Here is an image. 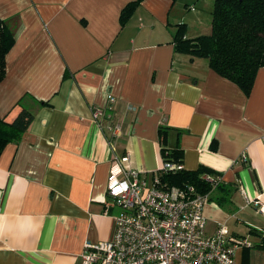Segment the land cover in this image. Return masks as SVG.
I'll return each instance as SVG.
<instances>
[{"label": "crops", "instance_id": "crops-1", "mask_svg": "<svg viewBox=\"0 0 264 264\" xmlns=\"http://www.w3.org/2000/svg\"><path fill=\"white\" fill-rule=\"evenodd\" d=\"M130 1L0 0L14 34L0 116L21 98L33 112L0 154V264H82L85 240L113 234L114 152L150 175L163 161L160 125L173 129L167 144L179 143L184 169L221 178L203 207L206 232L224 223L231 241L252 243L235 250L236 264H264V67L245 93L205 57L174 48L178 24L188 38L211 30L213 0H141L121 24ZM93 105L110 118L95 121Z\"/></svg>", "mask_w": 264, "mask_h": 264}, {"label": "built area", "instance_id": "built-area-1", "mask_svg": "<svg viewBox=\"0 0 264 264\" xmlns=\"http://www.w3.org/2000/svg\"><path fill=\"white\" fill-rule=\"evenodd\" d=\"M91 115L100 123L101 117L110 118V107L93 105ZM120 133L119 124L111 127L107 141L112 152V139ZM110 162L106 196L119 208L113 216V234L106 240H85L82 264H236L235 250L252 246L245 238L231 241L224 223L206 232L207 193L198 192L192 184H162L161 174L182 170L181 161L163 160L150 175L131 166L128 154L114 152ZM202 178L213 185L221 180L219 175ZM246 203L259 201L246 199Z\"/></svg>", "mask_w": 264, "mask_h": 264}, {"label": "trees", "instance_id": "trees-1", "mask_svg": "<svg viewBox=\"0 0 264 264\" xmlns=\"http://www.w3.org/2000/svg\"><path fill=\"white\" fill-rule=\"evenodd\" d=\"M140 2L133 0L122 8L119 16L121 24L126 22ZM211 16V31L208 34L188 38L185 25L178 24L173 37L174 48L179 52L205 57L212 70L248 93L256 72L264 67V0H213ZM13 43V32L0 18V80L5 73V54ZM32 119L33 112L24 104L23 98L0 116V154L7 143L22 138ZM171 129L164 125L158 127L160 153L163 160L182 162L179 143L175 142L173 146L167 144ZM176 132L179 135L182 130L176 129ZM204 174L217 175L212 169L199 166L195 170L183 167L176 172H166L160 178L162 184L166 185L192 184L200 193L208 194L212 188L221 187V180L213 185L202 178Z\"/></svg>", "mask_w": 264, "mask_h": 264}, {"label": "rangeland", "instance_id": "rangeland-1", "mask_svg": "<svg viewBox=\"0 0 264 264\" xmlns=\"http://www.w3.org/2000/svg\"><path fill=\"white\" fill-rule=\"evenodd\" d=\"M186 28V27H185ZM211 30H208V31H201V33H199L198 35H200V34H208L209 32H210ZM197 35V36H198Z\"/></svg>", "mask_w": 264, "mask_h": 264}]
</instances>
